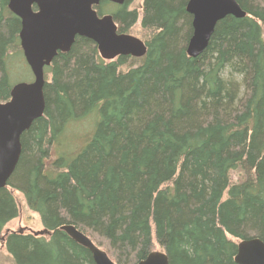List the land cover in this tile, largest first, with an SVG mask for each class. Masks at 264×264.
<instances>
[{"label": "trees", "instance_id": "obj_1", "mask_svg": "<svg viewBox=\"0 0 264 264\" xmlns=\"http://www.w3.org/2000/svg\"><path fill=\"white\" fill-rule=\"evenodd\" d=\"M236 1L246 16L220 20L196 58L189 0L94 7L119 33L135 36L139 24L147 53L106 60L78 36L45 68V111L0 188V242L13 264H96L66 225L116 264L159 248L169 264H239L240 241H264V0ZM21 28L0 0V101L24 56ZM13 191L49 236L4 232L19 214Z\"/></svg>", "mask_w": 264, "mask_h": 264}, {"label": "water", "instance_id": "obj_2", "mask_svg": "<svg viewBox=\"0 0 264 264\" xmlns=\"http://www.w3.org/2000/svg\"><path fill=\"white\" fill-rule=\"evenodd\" d=\"M102 0H9V9L21 19L20 43L33 80L13 87L11 97L0 101V188L7 185L22 152L21 137L46 108L45 68L58 52L70 51L76 37H86L106 60L119 56L143 57L147 46L140 38L118 32L111 14L99 16L95 6ZM123 5L126 0H108ZM186 10L193 16V34L187 54L196 58L209 45L217 23L228 15L244 18L236 0H189ZM87 248L96 264H116L108 254L73 225L61 227ZM46 233H50L48 230ZM42 235V232L37 233ZM239 264H264V241L259 238L238 243ZM138 264H169L162 251L151 252Z\"/></svg>", "mask_w": 264, "mask_h": 264}, {"label": "rangeland", "instance_id": "obj_3", "mask_svg": "<svg viewBox=\"0 0 264 264\" xmlns=\"http://www.w3.org/2000/svg\"><path fill=\"white\" fill-rule=\"evenodd\" d=\"M142 2L143 0H132L129 9L130 10L140 9ZM114 5L117 7L116 4ZM110 6L111 8L116 9V7H113L111 4L109 5V8ZM134 34H136L135 36L142 35L139 24H137L136 27L134 28ZM14 63L12 64L11 67L13 86L20 83L30 82L31 80H33V74L23 55L20 57L19 60H17ZM72 144L76 145V142L72 141ZM241 175L242 174L240 173V171H234L232 173V179L234 181H238L240 177L243 178V176ZM13 193L16 197L19 206V214L15 219L10 221L6 225V227L4 228V232L6 234L9 232H22V233H29L36 235H38L37 233L42 232V235L49 236V234L45 232L46 229L43 226L40 215L30 209L23 194L15 191H13ZM155 251H162V250L159 248L156 249ZM0 264H13L12 259L2 242H0Z\"/></svg>", "mask_w": 264, "mask_h": 264}]
</instances>
